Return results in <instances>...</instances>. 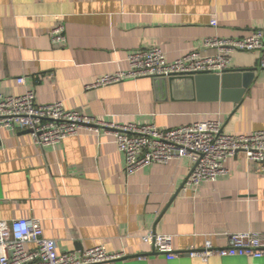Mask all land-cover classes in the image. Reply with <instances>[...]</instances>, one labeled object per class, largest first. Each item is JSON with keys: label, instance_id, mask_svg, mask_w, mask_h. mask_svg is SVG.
<instances>
[{"label": "crops", "instance_id": "1", "mask_svg": "<svg viewBox=\"0 0 264 264\" xmlns=\"http://www.w3.org/2000/svg\"><path fill=\"white\" fill-rule=\"evenodd\" d=\"M57 24L64 26L61 44L50 39ZM255 29L264 31V0H0V94L33 90L37 103L62 101L115 124L173 128L211 119L227 134L264 130L258 51L230 55L217 99L203 97L207 89L198 98L185 78L140 77L86 88L98 76L126 69L132 51L159 46L168 61L191 51L210 55L206 37L238 38ZM242 68H256L244 91L234 72ZM191 166L180 157L126 174L124 156L104 128L82 129L42 147L28 131L4 128L0 220L38 219L59 252L102 245L123 253L96 264H264V254L205 261L186 254L205 240L225 247L231 233L264 231V166L237 152L224 174L196 186L186 183ZM149 230L172 236L175 258L142 240Z\"/></svg>", "mask_w": 264, "mask_h": 264}, {"label": "built area", "instance_id": "2", "mask_svg": "<svg viewBox=\"0 0 264 264\" xmlns=\"http://www.w3.org/2000/svg\"><path fill=\"white\" fill-rule=\"evenodd\" d=\"M216 23L215 18L210 20L211 25ZM50 39L54 44L66 41L63 24L51 29ZM203 48L212 49L214 53L203 55L191 51L168 61L159 46L132 51L126 57V69L98 76L86 88L140 77L220 75L227 70L230 55L235 51H258L259 67L264 69L262 29H255L238 38L206 37ZM23 81V77L17 79L20 84ZM4 128L28 131L32 142L41 147L58 144L82 129L104 128L124 156L126 174L151 163H167L175 158L188 157L192 166L186 183L191 186L215 181L227 171L226 162L237 152L264 166V130L227 134L219 120L211 119L173 128H158L153 124L108 123L69 110L62 101L37 103L33 90L19 95L0 94V131ZM141 238L157 254L167 259L176 257L171 235L149 230ZM186 254L203 261L213 255L259 258L264 254V231L231 233L225 247H215L210 240H205L201 249L187 250ZM121 257L122 252H109L102 245L80 252H59L55 241L44 236L38 219L0 220V264H96Z\"/></svg>", "mask_w": 264, "mask_h": 264}, {"label": "water", "instance_id": "3", "mask_svg": "<svg viewBox=\"0 0 264 264\" xmlns=\"http://www.w3.org/2000/svg\"><path fill=\"white\" fill-rule=\"evenodd\" d=\"M255 71L256 68H242L238 70H234L235 73H237L238 76L241 77L242 82H241V87L242 90L244 91V88H246L252 78L255 76ZM224 75L219 76L217 74H196V75H184V76H171L168 78L165 77H154L156 81L160 80L164 83H169L175 78H185L190 80L191 86L194 88L196 93L198 94V98H200L201 94L200 91L202 89L204 90H210L209 95L207 91V95H204L203 97H207L208 99H217L219 97V88L220 86H224ZM220 80H221V85H220ZM214 90V92H213ZM200 95V96H199Z\"/></svg>", "mask_w": 264, "mask_h": 264}]
</instances>
